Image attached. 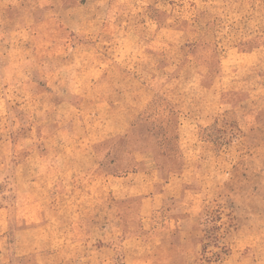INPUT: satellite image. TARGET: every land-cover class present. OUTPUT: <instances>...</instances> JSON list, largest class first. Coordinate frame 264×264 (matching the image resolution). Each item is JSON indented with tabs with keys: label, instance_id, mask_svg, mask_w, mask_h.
<instances>
[{
	"label": "rangeland",
	"instance_id": "374dc122",
	"mask_svg": "<svg viewBox=\"0 0 264 264\" xmlns=\"http://www.w3.org/2000/svg\"><path fill=\"white\" fill-rule=\"evenodd\" d=\"M0 264H264V0H0Z\"/></svg>",
	"mask_w": 264,
	"mask_h": 264
}]
</instances>
